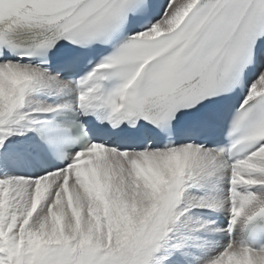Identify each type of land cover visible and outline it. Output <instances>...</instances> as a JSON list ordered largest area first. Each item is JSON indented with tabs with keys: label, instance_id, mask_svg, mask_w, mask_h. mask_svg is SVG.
<instances>
[{
	"label": "snow or ice",
	"instance_id": "6c2138e0",
	"mask_svg": "<svg viewBox=\"0 0 264 264\" xmlns=\"http://www.w3.org/2000/svg\"><path fill=\"white\" fill-rule=\"evenodd\" d=\"M0 264H264V0H0Z\"/></svg>",
	"mask_w": 264,
	"mask_h": 264
}]
</instances>
